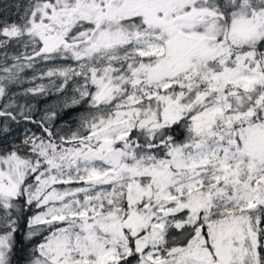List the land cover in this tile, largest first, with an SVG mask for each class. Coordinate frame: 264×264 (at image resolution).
Returning a JSON list of instances; mask_svg holds the SVG:
<instances>
[{"label":"snow or ice","instance_id":"snow-or-ice-1","mask_svg":"<svg viewBox=\"0 0 264 264\" xmlns=\"http://www.w3.org/2000/svg\"><path fill=\"white\" fill-rule=\"evenodd\" d=\"M15 9L0 8V264H264V0ZM42 62L66 98L37 117L19 98L45 94L23 88Z\"/></svg>","mask_w":264,"mask_h":264},{"label":"rangeland","instance_id":"rangeland-1","mask_svg":"<svg viewBox=\"0 0 264 264\" xmlns=\"http://www.w3.org/2000/svg\"><path fill=\"white\" fill-rule=\"evenodd\" d=\"M27 3V0H0V8H3L5 6H11V11H10V15L15 18L16 15V9H15V5L17 4H25ZM46 70V66L45 64L42 62L40 64H38L36 66V71L33 72L32 70H28L26 75H25V83L23 85V88H28V87H32V86H37V85H43L46 89L45 94L43 95H39V96H45V95H53L56 94L57 97H55L54 99H52L50 101V105L53 106L54 108H56L57 110H59V108L63 105L64 100H65V96L61 93H56L54 88L52 87V84L50 83L49 78L47 77H43L41 78V70ZM33 76H35L36 78L33 79ZM21 129H23L24 131H29V134L31 133H35L36 135H40L39 133H37L34 129L29 128V127H22ZM21 129L16 131V135L17 136H21L23 133L21 132Z\"/></svg>","mask_w":264,"mask_h":264},{"label":"trees","instance_id":"trees-1","mask_svg":"<svg viewBox=\"0 0 264 264\" xmlns=\"http://www.w3.org/2000/svg\"><path fill=\"white\" fill-rule=\"evenodd\" d=\"M55 97H57L56 94L45 95L42 97L39 95L33 97L31 94H29L27 97L19 98V100H20V103H26L27 102V103L34 104L35 108H36V116L38 117V116L42 115L45 112V110H50L51 108H53V106L50 105V101L52 99H54ZM7 102L8 101L5 99H0V106L4 105ZM74 115H75V113H74ZM65 119H68V118L65 117V118L57 121V125H56L57 128L64 126ZM0 126H2V125H0ZM24 126L34 129L37 133H39L41 135V130L37 127V125L31 124V123H26V122H22L20 125V128L16 129V131L20 130ZM13 127L15 128V125H13Z\"/></svg>","mask_w":264,"mask_h":264}]
</instances>
